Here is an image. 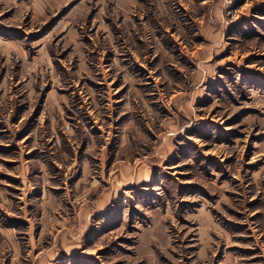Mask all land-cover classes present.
Returning <instances> with one entry per match:
<instances>
[{
  "label": "rangeland",
  "instance_id": "obj_1",
  "mask_svg": "<svg viewBox=\"0 0 264 264\" xmlns=\"http://www.w3.org/2000/svg\"><path fill=\"white\" fill-rule=\"evenodd\" d=\"M131 1L0 0V264H264V0Z\"/></svg>",
  "mask_w": 264,
  "mask_h": 264
},
{
  "label": "crops",
  "instance_id": "obj_2",
  "mask_svg": "<svg viewBox=\"0 0 264 264\" xmlns=\"http://www.w3.org/2000/svg\"><path fill=\"white\" fill-rule=\"evenodd\" d=\"M115 1L117 2V4H116V11H120L122 15L125 12V9H128L129 8L130 3L131 2L133 3V1H131V0H115ZM122 18H125V15H123ZM2 231L4 233H6V232L9 233L10 230H8V229H6L4 227Z\"/></svg>",
  "mask_w": 264,
  "mask_h": 264
}]
</instances>
